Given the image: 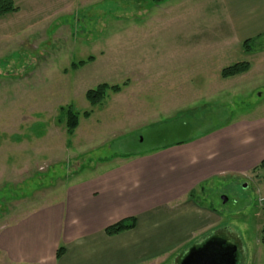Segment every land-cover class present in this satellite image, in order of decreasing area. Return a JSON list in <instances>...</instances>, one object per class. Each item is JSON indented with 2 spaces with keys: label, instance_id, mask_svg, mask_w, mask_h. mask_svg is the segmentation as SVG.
I'll use <instances>...</instances> for the list:
<instances>
[{
  "label": "rangeland",
  "instance_id": "obj_1",
  "mask_svg": "<svg viewBox=\"0 0 264 264\" xmlns=\"http://www.w3.org/2000/svg\"><path fill=\"white\" fill-rule=\"evenodd\" d=\"M14 2L19 11L0 17V229L55 202L100 162L264 116V54L233 51L211 62L198 49L218 41L208 33L213 18L185 13L209 0L183 1L166 19L149 0ZM252 61L245 87H226L219 69ZM102 84L122 91L92 106L86 93ZM69 108L79 115L72 135L61 111ZM204 189L200 201L221 218L204 237L236 246L238 264H264L262 176L215 179ZM0 264L14 263L0 251Z\"/></svg>",
  "mask_w": 264,
  "mask_h": 264
},
{
  "label": "crops",
  "instance_id": "obj_2",
  "mask_svg": "<svg viewBox=\"0 0 264 264\" xmlns=\"http://www.w3.org/2000/svg\"><path fill=\"white\" fill-rule=\"evenodd\" d=\"M183 1L155 7L166 19L182 9ZM209 1L185 14L213 18L208 33L218 41L198 47L211 62L233 51L252 57L264 54L243 47L247 40L264 36V0ZM248 63L246 74L223 79L226 87H245L254 70L253 61ZM225 68L219 69L220 75ZM263 160L264 116L153 153L111 158L89 175L69 180L55 202L2 227L0 251L14 264H166L176 256L181 264L192 248L202 246L201 238H222L204 237L219 227L221 218L200 201L202 187L229 176L249 179ZM191 192L197 196L191 198ZM127 218H136L135 229L106 235L108 227ZM60 247L65 254L58 260Z\"/></svg>",
  "mask_w": 264,
  "mask_h": 264
},
{
  "label": "trees",
  "instance_id": "obj_3",
  "mask_svg": "<svg viewBox=\"0 0 264 264\" xmlns=\"http://www.w3.org/2000/svg\"><path fill=\"white\" fill-rule=\"evenodd\" d=\"M154 5H159L163 2H166L168 0H149ZM19 8L16 7L14 0H0V17L5 16L10 13L18 12ZM245 52H261L264 51V36L258 37L256 39L247 40L243 44ZM94 61V58H89L88 62ZM87 64V62H80L79 64L72 65V69H76L78 67H84ZM251 66L248 62H241L236 63L232 66H229L222 70L221 77L223 79H229L236 76H241L246 74L250 70ZM122 91L121 86H109L107 84L99 85L96 89L90 90L86 93V99L92 106H97L101 104L104 99L106 98L108 92H112L114 94H118ZM62 114L66 117V128L67 132L72 135L75 130L79 126V115L74 112L71 108L69 109H62ZM83 117L89 118V113H84ZM255 173H260V176H262L264 180V160L260 163V165L254 170ZM202 190H204V187H202ZM196 192H191L190 197L195 198ZM212 209L216 211L213 207ZM263 215H264V209H263ZM137 226V220L136 218H127L124 219L110 227H108L105 230V233L109 237H113L116 235H119L121 233L131 231L135 229ZM261 245L264 246V225L261 230V239H260ZM65 254L64 247H60L57 251V259L59 260L63 255Z\"/></svg>",
  "mask_w": 264,
  "mask_h": 264
},
{
  "label": "water",
  "instance_id": "obj_4",
  "mask_svg": "<svg viewBox=\"0 0 264 264\" xmlns=\"http://www.w3.org/2000/svg\"><path fill=\"white\" fill-rule=\"evenodd\" d=\"M237 250L226 240L213 238L199 248H192L181 264H238Z\"/></svg>",
  "mask_w": 264,
  "mask_h": 264
},
{
  "label": "flooded vegetation",
  "instance_id": "obj_5",
  "mask_svg": "<svg viewBox=\"0 0 264 264\" xmlns=\"http://www.w3.org/2000/svg\"><path fill=\"white\" fill-rule=\"evenodd\" d=\"M219 239H223V238H219Z\"/></svg>",
  "mask_w": 264,
  "mask_h": 264
}]
</instances>
